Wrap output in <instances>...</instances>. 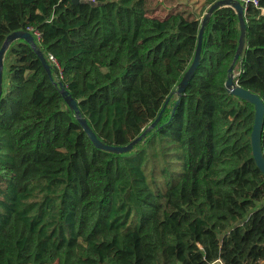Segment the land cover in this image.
Listing matches in <instances>:
<instances>
[{
    "label": "trees",
    "instance_id": "16d2710c",
    "mask_svg": "<svg viewBox=\"0 0 264 264\" xmlns=\"http://www.w3.org/2000/svg\"><path fill=\"white\" fill-rule=\"evenodd\" d=\"M216 0H204L203 14ZM243 12L237 83L264 102V0ZM200 19L145 0H0V46L22 38L0 94V264H261L264 173L251 149L254 105L224 86L240 33L230 5ZM51 53L57 65L52 63ZM76 101L69 108L56 81ZM166 105L128 151L125 145ZM176 104L174 105V103ZM264 157V121L260 137Z\"/></svg>",
    "mask_w": 264,
    "mask_h": 264
},
{
    "label": "water",
    "instance_id": "95a60500",
    "mask_svg": "<svg viewBox=\"0 0 264 264\" xmlns=\"http://www.w3.org/2000/svg\"><path fill=\"white\" fill-rule=\"evenodd\" d=\"M221 5H230L231 7H233L235 12L237 13L239 27H240V33L238 37L236 51L234 53L230 66L227 68V76L224 81V86L231 94L238 96L248 102H251L254 105V116H253L252 129L250 133V143H251V149H252V155H253L254 161L257 167H259V169L264 173V157H263V153H262V149L260 145V137H261L263 121H264V102L259 97V95L250 91L247 88L240 86L235 80L236 75L233 73L235 62L237 59L241 57L242 51L244 48V43H245L246 24H245V19L243 15L244 9L239 0H216L209 5L208 9L204 12V15L200 19V26H199L198 35H197V44L195 47L192 60L190 64L188 65L187 69L185 70L183 76L177 83L175 90H173L170 94H172L174 91L178 94L181 93L187 80L189 79L190 75L193 73L199 61L200 55H201L202 34H203L204 27L206 26L212 11L216 7L221 6ZM16 38H22L26 42L30 43L32 47H34V49L39 54V57L41 58L43 64L45 65L48 74L50 73L49 65L46 62L44 55L36 48V41L32 33L26 29L14 30L5 37L4 41L2 42L0 46V94L2 91V78H3V54L7 50L9 44ZM56 84L59 86L69 108L75 111L76 114H78L76 101L68 94V91L65 89V87L63 86L60 80L56 81ZM168 98L169 96L165 99L155 119L137 137H135L133 140H131L129 143L125 145H112V144H107V143L102 142L101 140L98 139V137L96 136L94 131L91 129V127L88 125L84 117H81L80 115H78L77 118H78L80 125L82 126V129L85 131V133L87 134L89 139L94 143L95 146L105 149V150H110V151H115V152H125V151L130 150L141 139V137L150 128H152L156 124V122L158 121L166 105V102L168 101ZM176 102L177 101H175L174 105L176 104Z\"/></svg>",
    "mask_w": 264,
    "mask_h": 264
},
{
    "label": "rangeland",
    "instance_id": "374dc122",
    "mask_svg": "<svg viewBox=\"0 0 264 264\" xmlns=\"http://www.w3.org/2000/svg\"><path fill=\"white\" fill-rule=\"evenodd\" d=\"M204 0H145V8L148 12L160 13L162 14L165 12V8L163 5L166 6L169 3H172L173 7L178 6L179 9L184 10L185 12H189L195 15L197 18L201 19L204 15L201 14V8ZM159 8H162L160 11ZM237 65H234L233 73L236 75L237 73Z\"/></svg>",
    "mask_w": 264,
    "mask_h": 264
},
{
    "label": "built area",
    "instance_id": "2783aa9c",
    "mask_svg": "<svg viewBox=\"0 0 264 264\" xmlns=\"http://www.w3.org/2000/svg\"><path fill=\"white\" fill-rule=\"evenodd\" d=\"M241 5L243 6V9L245 10L249 5H253V6H259V2L258 0H239ZM262 12H264V10L262 9ZM26 30L30 31L32 33V35L34 36V39H38L39 38V32L35 29H33L32 27H28ZM48 58L49 60L54 63L55 65L58 66L57 61L55 59V57L49 53L48 54Z\"/></svg>",
    "mask_w": 264,
    "mask_h": 264
},
{
    "label": "crops",
    "instance_id": "0c3cea01",
    "mask_svg": "<svg viewBox=\"0 0 264 264\" xmlns=\"http://www.w3.org/2000/svg\"><path fill=\"white\" fill-rule=\"evenodd\" d=\"M173 3L171 5V3H169V5L167 4L166 6L163 5V8H165V11H167L168 9H170L171 7H173ZM175 6V5H174ZM162 8H159L158 10L160 11ZM10 58L9 56H6V51L5 53L3 54V72H5L6 68H7V64L9 63L10 61ZM261 264H264V259L262 260Z\"/></svg>",
    "mask_w": 264,
    "mask_h": 264
}]
</instances>
